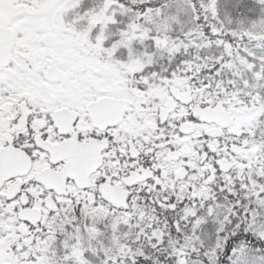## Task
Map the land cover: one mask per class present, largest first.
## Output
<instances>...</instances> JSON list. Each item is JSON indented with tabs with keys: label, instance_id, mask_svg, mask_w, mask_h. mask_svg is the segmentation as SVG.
<instances>
[{
	"label": "snow or ice",
	"instance_id": "obj_1",
	"mask_svg": "<svg viewBox=\"0 0 264 264\" xmlns=\"http://www.w3.org/2000/svg\"><path fill=\"white\" fill-rule=\"evenodd\" d=\"M0 264H264V0H0Z\"/></svg>",
	"mask_w": 264,
	"mask_h": 264
}]
</instances>
